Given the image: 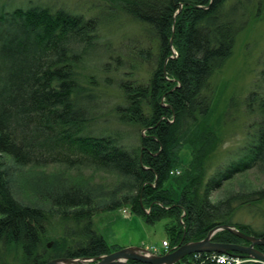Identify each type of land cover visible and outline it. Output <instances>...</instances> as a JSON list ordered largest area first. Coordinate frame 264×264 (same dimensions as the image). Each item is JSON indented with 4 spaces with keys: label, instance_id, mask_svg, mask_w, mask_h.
I'll return each instance as SVG.
<instances>
[{
    "label": "trees",
    "instance_id": "16d2710c",
    "mask_svg": "<svg viewBox=\"0 0 264 264\" xmlns=\"http://www.w3.org/2000/svg\"><path fill=\"white\" fill-rule=\"evenodd\" d=\"M100 1L121 10L149 40V47L126 54L127 60L133 56L145 64L144 80L111 78L117 99L108 103L93 73L82 72L87 50L100 48L102 56L115 50L98 43L97 15L83 18L40 5L9 9L0 3V264L116 250L120 246L105 241L92 216L122 206L146 222L166 218L164 241L171 248L222 224L264 236V224L252 230L233 219L241 208L258 210L264 186L210 199L234 173L255 168L264 175L263 72L244 97L252 120L242 139L204 174L205 145L211 140L208 152L215 145L221 119L210 123L215 92L210 78L231 53L241 27L232 17L234 6L225 8V0ZM114 60L113 73L121 63ZM109 78L101 86L109 87ZM135 130L136 137L126 139ZM185 146L190 158L184 163L178 153ZM46 164L63 169L28 173L27 201L15 196L12 170L28 183L21 168ZM69 169L73 174L64 173ZM94 175L114 179L94 181ZM211 240L248 243L227 229L215 231ZM255 248L264 254V245ZM194 254L174 264H218L208 260L210 252ZM239 264L261 262L250 258Z\"/></svg>",
    "mask_w": 264,
    "mask_h": 264
},
{
    "label": "rangeland",
    "instance_id": "374dc122",
    "mask_svg": "<svg viewBox=\"0 0 264 264\" xmlns=\"http://www.w3.org/2000/svg\"><path fill=\"white\" fill-rule=\"evenodd\" d=\"M6 8H26L31 5L50 7L51 9H62L69 13L79 14L83 18L98 16L100 21L98 27V43H106L107 48H114V52L102 56L100 48H94L90 52L87 50L83 60L82 72H92L94 79L99 83L98 87L104 89L102 97L108 103L115 101L117 91L114 88V81L117 80H144L146 76V66L140 60L129 56L132 60L126 59V54L131 52L135 55L138 49L149 47V40L144 37L141 27L124 16L123 12L114 7L103 4L100 0H0ZM234 6L232 17L236 23H241V27L235 32L231 53L223 61L210 78L214 87V97L211 104L213 125L215 117L221 115L219 127L216 128L218 139L215 145L208 152L211 140H208L205 157L204 174L207 176L216 166L221 163L231 149L242 139L252 115L245 112L246 105L244 97L246 93L259 81L260 73H264V0H225V8ZM241 9L244 14L241 15ZM130 50V51H129ZM121 62L116 72H111L117 65L115 58ZM135 60V61H133ZM105 63L102 66L99 64ZM119 63V62H118ZM132 64L130 69L128 64ZM105 67V68H104ZM130 70H132L130 72ZM109 78V87L101 86L103 78ZM114 79V81L111 80ZM115 96V97H114ZM103 100V99H102ZM128 131V130H127ZM142 130L140 129L139 132ZM137 130L125 135L126 139L136 137ZM214 134V132H213ZM190 147L185 146L178 153V156L185 163L190 158ZM229 151V153H228ZM60 165L46 164L42 166L27 165L21 171L28 177V183L22 182L16 172L13 173V190L15 196L25 200L26 195H30L31 176L28 173H49L54 169L62 170ZM64 173L73 174L74 170L69 169ZM83 176L89 175V170L80 169ZM104 178L111 182L112 177L106 175L92 176L94 181ZM264 186V175L255 168L243 172L234 173L232 178L221 182L218 188L211 191V200H217L228 193H235L243 190H250ZM30 202L32 197L27 198ZM259 208L254 213L247 209H239L234 220L250 227L252 230L262 229L264 224V200L259 203ZM124 209V212H123ZM92 221L96 230L102 235L105 241L112 245L127 247H155L160 248V242L166 239L164 224L166 218H160L153 222H146L135 213H130L127 207L122 206L117 209L100 211L92 216ZM167 249H172L167 247Z\"/></svg>",
    "mask_w": 264,
    "mask_h": 264
},
{
    "label": "water",
    "instance_id": "95a60500",
    "mask_svg": "<svg viewBox=\"0 0 264 264\" xmlns=\"http://www.w3.org/2000/svg\"><path fill=\"white\" fill-rule=\"evenodd\" d=\"M220 229H227L248 243H222L211 240L212 234ZM256 245H264V236L257 237L252 234L243 233L233 226L222 224L210 229L203 238L196 241L179 243L173 249H167L162 254H152L143 247L127 246L95 257H55L40 264H69L70 262L73 264H129L128 260H136L147 264H171L181 257L194 252L225 253L228 251L238 252L260 260L261 264H264V254L255 248Z\"/></svg>",
    "mask_w": 264,
    "mask_h": 264
},
{
    "label": "built area",
    "instance_id": "2783aa9c",
    "mask_svg": "<svg viewBox=\"0 0 264 264\" xmlns=\"http://www.w3.org/2000/svg\"><path fill=\"white\" fill-rule=\"evenodd\" d=\"M123 212H124V209H123ZM166 246H167V242H165L164 240H162L160 242V247L162 250H165L166 249ZM145 248V247H143ZM146 251L152 253V254H159L161 253L160 249L158 248H155V247H150L148 249H145ZM194 253H200V252H194ZM194 253H191L193 254L192 255V258L194 257H197L196 254ZM208 256V260L210 262H215V263H218V264H239L245 260H249L250 258L248 257H241V256H238V255H234V254H224V253H216V252H210ZM175 262L171 263V264H174ZM178 264H185L184 262H180ZM190 264H193L192 262Z\"/></svg>",
    "mask_w": 264,
    "mask_h": 264
},
{
    "label": "bare ground",
    "instance_id": "6f19581e",
    "mask_svg": "<svg viewBox=\"0 0 264 264\" xmlns=\"http://www.w3.org/2000/svg\"><path fill=\"white\" fill-rule=\"evenodd\" d=\"M144 249H148V248H144ZM173 249V248H172ZM165 250H167V246H166V249ZM164 250V251H165ZM234 252V251H233ZM163 252H161V254H162ZM217 253V252H216ZM191 254V253H190ZM234 255H238V256H240V255H243V254H240V253H238V252H235V253H233ZM156 255H157V253H156ZM246 256V255H245ZM248 257V256H247ZM248 258H251V257H248ZM252 260H255V261H259L260 262V260H257V259H254V258H252ZM69 264H73L72 262H70Z\"/></svg>",
    "mask_w": 264,
    "mask_h": 264
}]
</instances>
